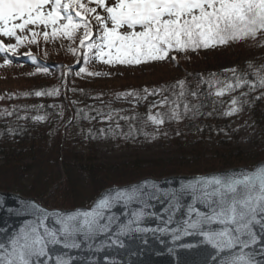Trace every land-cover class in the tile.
I'll use <instances>...</instances> for the list:
<instances>
[{
	"label": "snow or ice",
	"instance_id": "6c2138e0",
	"mask_svg": "<svg viewBox=\"0 0 264 264\" xmlns=\"http://www.w3.org/2000/svg\"><path fill=\"white\" fill-rule=\"evenodd\" d=\"M32 26L50 29L42 33L45 41L66 38L76 43L79 39L77 48L69 47V51L77 55L78 63L82 58L85 64L97 61L109 66H139L169 59L176 61V53L216 49L256 39L264 34V0H0V37L16 41L6 44L0 39V52L15 54L28 40L18 33L26 31H31L32 35L28 43H37L36 37L41 33L32 30ZM9 63L10 60H5V64ZM80 71L87 72V69ZM229 71L236 72L235 69ZM255 75V83L237 78L236 84L226 83L215 95L222 96L244 85L250 91L257 87L264 89V73ZM177 85L180 92L174 93L176 99L172 101L168 119L180 122L182 102L183 114L198 112L201 106L189 107L182 101L186 94L196 96L197 93L186 92L183 80L177 81ZM212 86L209 82V87ZM158 91L149 94L157 95ZM35 95H59V90L38 91ZM167 103L165 97L153 107ZM232 103L235 105L237 101L233 99ZM239 111L233 107L225 115ZM35 119L43 121L45 117ZM107 119L110 121L112 117L109 115ZM148 119L162 126L165 114H150ZM89 136L95 139L91 132ZM185 196L191 201L187 205ZM153 202L166 204L165 215L153 211ZM118 208L122 214L117 213ZM7 211L21 214L20 210L12 208ZM23 214L31 219L17 229L9 232L10 226L0 227V264H72L71 256L57 254L54 250H79L83 244L92 250L100 237L103 239L96 251L112 247L126 249L128 241L139 238L142 245H148L149 236L155 239L165 235L171 236L175 245L169 248L173 254L177 248L191 253L198 244L179 242L198 236L218 254L230 256L219 261L214 257L215 264H264V259H256L253 252L245 251L259 247V254L264 257V165L227 180L199 178L179 189H164L154 181L144 180L105 190L90 209L71 212L50 211L36 201H29L24 205ZM148 220H159V224L147 227ZM108 264L132 262L108 260ZM176 264L205 262L195 257L178 258Z\"/></svg>",
	"mask_w": 264,
	"mask_h": 264
},
{
	"label": "trees",
	"instance_id": "16d2710c",
	"mask_svg": "<svg viewBox=\"0 0 264 264\" xmlns=\"http://www.w3.org/2000/svg\"><path fill=\"white\" fill-rule=\"evenodd\" d=\"M69 57L70 55L65 56L67 59ZM74 62L75 60H71L67 64L64 63L65 67L62 66L59 70H72L71 64ZM238 64L235 74H232L234 77L216 69L213 74L202 73L197 77L193 73L191 78L183 79L186 92L194 91L197 95L186 94L182 101H186L189 107H201L198 112L194 110L183 114L182 102L180 122L168 119L170 108L173 107L172 101L176 99L174 93L178 95L180 92L177 81L157 85L156 89H153L160 90L157 95H152L149 99L140 97L135 103L102 102L88 105L68 102L66 98L62 105L55 108L47 106V102L55 95H35L38 91L52 90L54 86L36 83L15 88L10 96H0V190L36 198L51 209H73L91 205L95 196L106 188L128 184L145 177L203 175L232 167H253L264 160V89L257 87L256 90L250 91L248 86L244 85L233 91H226L222 96L215 95L226 83L236 84L237 78L255 83V73H264V58L253 57L247 62L239 61ZM249 64L252 66L249 67ZM72 76L70 73L65 79L63 94L59 95V98L67 96L77 101L81 100L78 98L84 99L93 95L94 90L90 88L83 91L71 89V85L73 84L74 88L76 83ZM209 82H212V87H209ZM241 94H244L241 101L236 100L237 104L233 105L231 96ZM165 97L168 99L167 104L153 107V104ZM233 107L239 108L240 111L231 116L225 115ZM157 113L165 114V123L162 126H156L148 119L150 114ZM109 115L112 117L110 121L107 119ZM37 116H43L45 119L38 121L35 119ZM122 117L133 119L126 120ZM248 121L253 122L250 130L258 132L261 129L262 132L258 134L257 142L251 151L234 154L229 148L241 139L237 131ZM106 122H109V128L103 127ZM90 132L95 139L90 138ZM172 132L178 135L179 139H185L177 151L180 158L165 162L164 165L155 163L144 167L149 163L141 162L142 160L106 165L96 157L100 151L97 146L100 145L156 143L173 138ZM163 133L169 137L163 136ZM75 144L88 146L90 150L86 158L77 154L73 148ZM183 145L188 146L183 148ZM187 147L192 149L191 152H185ZM205 161H214L215 166L208 167ZM119 174H123V178H110V175ZM89 183L96 184L98 188L94 190L88 204L84 205L85 199L76 203L75 199H70L64 205L56 203L63 202L69 191H84Z\"/></svg>",
	"mask_w": 264,
	"mask_h": 264
},
{
	"label": "rangeland",
	"instance_id": "374dc122",
	"mask_svg": "<svg viewBox=\"0 0 264 264\" xmlns=\"http://www.w3.org/2000/svg\"><path fill=\"white\" fill-rule=\"evenodd\" d=\"M32 30L41 33L40 36L36 37L37 43H28V40L32 39V35L31 31H26L23 33H18L19 35L27 36L28 40H25L24 43L20 45L15 54L0 52V96H10L15 88L36 83L54 86V89L59 90V95L61 96L63 94L62 87L65 83L64 81L67 79L70 73L73 74L72 80H76L75 87L73 88L72 84L71 89L75 90L76 88L77 90L83 91L86 88H90V90H94L92 96L90 95L88 98L84 99L78 98L81 100L77 101L75 98L71 100L70 97L64 96V99L59 98V95H55V97H51L53 99L47 102V106L50 108H55L62 105L67 99L68 102L73 101L88 105H96L102 102L135 103L140 97L144 99L152 98V95L149 93H151L153 89H156L157 85L161 86L164 83L170 81L183 80L193 76V73H195L197 77H199L202 73L207 75L213 74L212 72L216 69H218L217 71L221 73H227L226 75H232L233 72L229 70H236L237 66L239 65V61L244 60V62H247L253 57L260 59L264 58V34H261L256 39L249 38L246 40L233 42L226 47L200 50L198 52L176 53V61L169 59L163 62L142 64L139 66H109L97 61L85 64L82 58H80V62L78 63V58L76 59V55L69 51L70 46L72 48H77L79 46V39H77L76 43H72L66 38L49 39L48 41H45L43 39L42 33L44 31H50V29H46L43 26H32ZM0 39H3L6 44L16 43L14 38L0 37ZM26 53H31V55H26ZM66 55H70V57L67 59L65 58ZM5 60H10L11 63L5 64ZM71 60H75V62L71 64L73 65L72 70H59V68L65 67L64 63L67 64ZM81 68H86L87 72H100L104 74L100 76L88 75L87 72H81ZM44 69H47V71L45 72ZM232 76L230 78H232ZM145 89L148 90L147 93L145 92ZM125 93H135L136 95H122ZM243 96L244 94L233 95L231 96L232 101L233 99L241 101ZM109 125V122H106L105 126L103 127L109 128ZM252 125L253 122L250 123V121H248L245 126H240V128L238 127L239 129L237 132L241 139H239L237 143H234L229 148L234 154L251 151L254 148L257 142L258 134L262 132V130L260 129L258 132L253 131L254 129L250 130ZM162 135L169 137V135L166 133H163ZM184 139L185 138L179 139L178 135L173 133V138H166L163 141L144 145H126L119 143L100 145L97 146L100 151L97 152L96 157L101 163L106 165L130 163L135 162L136 160L138 162L142 160L141 162L149 163L144 167L151 166L155 163H161L164 165L165 162L180 158L178 157L179 154L177 151ZM1 145L2 144L0 143V146ZM186 146L183 145L182 147L184 148ZM73 148L77 154L83 158L87 157L90 150L86 144H75ZM191 150V148H185V152L189 153ZM263 161H260L257 164ZM205 162L208 167L215 166L213 163L214 161ZM256 165L253 167L243 166V168H254ZM233 168L240 167H232L230 169ZM123 176V174L116 176L110 175V178L119 180L123 178ZM85 181L86 180H84V184ZM135 182L111 187L127 186ZM97 188L98 186L96 184L93 183L92 185V183H89L88 187H85V190L82 192H79L77 189H74L72 193L70 191L67 192L63 202H56V200L54 201L57 204L64 205L69 202L70 199H75V203L78 200L85 199L83 200L85 205L88 204L87 202L92 198V194L97 190ZM109 188L102 190L98 195ZM10 193L19 194L17 192ZM97 196H95V198ZM23 197L31 198L26 196ZM33 199L37 200L39 203H41V205H43L38 199ZM89 205L80 206L73 209H51L44 205L43 206L50 210H75L78 208L89 207Z\"/></svg>",
	"mask_w": 264,
	"mask_h": 264
},
{
	"label": "water",
	"instance_id": "95a60500",
	"mask_svg": "<svg viewBox=\"0 0 264 264\" xmlns=\"http://www.w3.org/2000/svg\"><path fill=\"white\" fill-rule=\"evenodd\" d=\"M258 165H264V161L257 164L254 168H243V167L233 168L223 171L211 172L205 175H186V176L179 175V176L164 177L161 179L145 178L133 184L142 182L144 180H148L150 182L154 181L158 183L164 189H179L181 185L188 184L199 178L217 177L227 180L234 176H239L241 173L254 170ZM122 187L124 186L111 187L109 189L122 188ZM99 196L100 195H98L94 201H96ZM29 201L38 202L33 198H25L20 194L0 191V205H2L0 206V227L8 225L10 226L9 232H11L17 229L19 226H21L25 222V220L31 219V217L23 214L24 205L26 202ZM190 202H191L190 199L187 196H185L184 198L185 205H187ZM153 203L155 204V208L153 209V211H156L161 215H165L163 210L166 207V204L160 202H153ZM39 204L41 205V203ZM92 205L90 207L78 208V209H90ZM8 208H12L14 210H20L21 214L20 215L10 214L7 211ZM60 211L71 212L73 210H60ZM116 211L118 214H122L121 209L118 208ZM184 211L186 212V207ZM157 224H159V220H148L145 226L155 227ZM175 226L176 225H172V227ZM102 239L103 237L97 239L92 250H89L87 245L83 244L79 250H66L63 248H57L54 251L57 254H67L71 256L72 264H108V260H119L124 262L131 261L132 264H176V260L178 258L191 259L193 257H195L197 260L204 261L205 264H215V261H219L221 259L223 260L230 259V256L227 253L218 254L216 249L206 244L202 240V238L198 236L186 237L184 238V240L179 242V243L198 244L199 246L193 249L191 253L185 251L184 249L177 248L176 254L169 252V248H173L175 247V245L173 244L171 236L168 235L157 236L155 239L149 236L148 245H142L140 239L137 238L134 241H128L129 246L126 249L112 247V248H105L104 251H96L95 249L96 247L100 246V240ZM236 251H239V249H237ZM245 251L253 252L256 256V259H264V257H261V255L259 254L260 253L259 247L255 249H246ZM134 252H137L139 254L133 255ZM214 257H215V261L213 259Z\"/></svg>",
	"mask_w": 264,
	"mask_h": 264
}]
</instances>
